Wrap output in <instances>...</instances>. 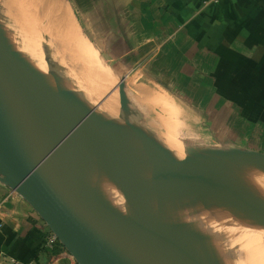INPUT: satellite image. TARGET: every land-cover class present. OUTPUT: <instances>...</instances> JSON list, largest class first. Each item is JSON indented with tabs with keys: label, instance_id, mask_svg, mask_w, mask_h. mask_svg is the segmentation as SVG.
<instances>
[{
	"label": "water",
	"instance_id": "1",
	"mask_svg": "<svg viewBox=\"0 0 264 264\" xmlns=\"http://www.w3.org/2000/svg\"><path fill=\"white\" fill-rule=\"evenodd\" d=\"M14 54L0 37V183L31 206L77 264H225L195 213L207 199L264 231L253 170L264 178V152L180 140L176 154L131 114L80 116L57 84L54 92L42 87ZM133 174L159 195L186 246L130 199L140 194Z\"/></svg>",
	"mask_w": 264,
	"mask_h": 264
},
{
	"label": "crops",
	"instance_id": "2",
	"mask_svg": "<svg viewBox=\"0 0 264 264\" xmlns=\"http://www.w3.org/2000/svg\"><path fill=\"white\" fill-rule=\"evenodd\" d=\"M69 2L136 119L169 112L185 132H216L220 140L210 144L264 152V0ZM48 232L0 183V255L77 264L62 246H45Z\"/></svg>",
	"mask_w": 264,
	"mask_h": 264
},
{
	"label": "rangeland",
	"instance_id": "3",
	"mask_svg": "<svg viewBox=\"0 0 264 264\" xmlns=\"http://www.w3.org/2000/svg\"><path fill=\"white\" fill-rule=\"evenodd\" d=\"M62 2L66 3L67 9L70 11L76 27L75 30L86 41L89 50L93 54L94 63L88 56L82 54L77 46L76 48L70 47L67 44L68 41L60 37L59 34L52 32L49 28L45 29L44 26L39 27L33 10L37 2L33 0H0V28L3 34L0 35L1 42L7 43L12 48L15 52L14 56L19 59L25 72L30 76L34 75L42 84V87L44 84L47 87L50 86V89L54 92L57 84L64 101L73 107L80 116H85L91 111H103L111 115L121 111L135 115L136 111L132 112V106L126 95L120 92L118 78L110 73L108 67L97 55L96 50L81 33L72 14L69 0H62ZM23 19L26 21L25 25L22 22ZM62 71L63 73H61ZM80 88H84L83 90L86 93ZM48 92L52 98H56L49 90ZM148 116L147 119L140 115L142 119L139 121L149 126L155 133L165 137L166 146H177L182 150L180 140L210 146H215L210 143H216L220 140L216 132H198V130L196 132H185L181 129L185 124L182 119L175 120L169 112L159 114L154 112L155 119L151 117L152 115ZM151 119L153 120V127L147 124L151 122ZM253 169L254 171L259 170L255 167ZM140 181L148 183L150 186L146 179L141 177ZM257 181L258 183L255 186L260 196H254L255 202L257 205L264 207V183L262 184L259 178H257ZM154 193L161 201L159 202L161 210L164 204L156 191ZM138 198L135 196L130 197L134 203L140 205L143 209L141 203L143 201ZM207 203L213 205L212 202L205 200L204 202H197L194 208L205 230L204 232L208 234L211 240V252L217 258L224 259L225 264H264V231L238 223L233 218H228L226 213L222 216L224 212H219L220 207L218 204L209 207ZM146 207L148 208V205ZM148 209L152 214L155 213L157 219L160 217L157 212H152L150 206ZM161 219L165 222L163 218ZM165 227L169 229L167 223Z\"/></svg>",
	"mask_w": 264,
	"mask_h": 264
},
{
	"label": "bare ground",
	"instance_id": "4",
	"mask_svg": "<svg viewBox=\"0 0 264 264\" xmlns=\"http://www.w3.org/2000/svg\"><path fill=\"white\" fill-rule=\"evenodd\" d=\"M33 1L37 2L36 3L37 5H35V8L33 10H34V15L37 17L36 19L38 20L39 27L44 26L45 29L49 28V29H51L52 32L59 34L60 37L65 38L68 41L67 44L70 45V47L76 48V46H77L78 49L81 51V53L84 54L85 56H88V58H90L91 61L94 63L95 60H94L93 54L89 50L86 41H84V39H82V37L80 36L78 31L75 30L76 27L73 23L70 11H69V9H67L66 3L62 2V0H33ZM24 19H26V18L24 17ZM24 19L22 22L25 25L26 21ZM61 73H63V71ZM68 74H69V72H68ZM79 76H80V74H79ZM73 77H74V74H73ZM80 89H82V91H84L83 90L84 88H80ZM84 93H86V91H84ZM79 109L82 110L81 108H79ZM168 147L176 154L182 153L181 152L182 150L177 146L170 145ZM260 171L261 170L255 171V174L258 175L255 177L259 178L263 184L264 178L259 176V175H261ZM131 176H132L131 178L133 179V182L139 188V191L137 193H140V194L137 197H139L138 199H140V201H143V202H141L143 209L151 214L150 210L148 209L150 206L152 209V212H157L160 215V217L157 219L155 213H153L152 215L154 216L153 217L154 220L157 219L160 223L165 224V225L167 223L169 229H167L165 227V230H167V232L172 236V238L175 239V241H178L183 246H186L187 245L186 240L183 237V233H182L180 226L177 224V222L175 221V219L173 217L171 218L170 215L163 213V211L166 213V210L164 208L165 205L160 210V208H159L160 203L159 202H161V201L156 197L153 189L148 185V183H145V182L142 183L140 181L141 176H139L138 174H133ZM257 183H258V181H257ZM207 202H212V204H213V205H211V203L210 204L207 203V205L209 207L217 205V202L215 200L212 201L210 199H207ZM146 205H148V208L146 207ZM220 211L224 212L222 214V216L226 213V214H228L227 215L228 218L229 217L232 218V216H231L232 214L228 211L227 208L222 210L220 207L219 212ZM161 218H163L166 223ZM225 218H226V216H225ZM223 220H224V218H223ZM229 222H231V221H229Z\"/></svg>",
	"mask_w": 264,
	"mask_h": 264
},
{
	"label": "built area",
	"instance_id": "5",
	"mask_svg": "<svg viewBox=\"0 0 264 264\" xmlns=\"http://www.w3.org/2000/svg\"><path fill=\"white\" fill-rule=\"evenodd\" d=\"M57 245L62 246L60 242L57 240L56 236L51 231H49L45 239V246L47 248H53L54 246ZM0 263L1 264H31V263H23L19 260H15L1 255H0Z\"/></svg>",
	"mask_w": 264,
	"mask_h": 264
}]
</instances>
